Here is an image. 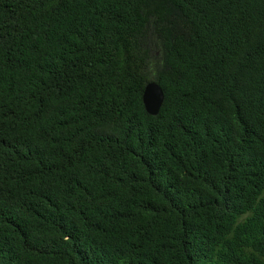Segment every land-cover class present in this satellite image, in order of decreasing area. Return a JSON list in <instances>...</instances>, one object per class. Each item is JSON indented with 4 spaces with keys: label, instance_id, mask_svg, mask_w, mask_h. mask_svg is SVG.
Segmentation results:
<instances>
[{
    "label": "trees",
    "instance_id": "trees-1",
    "mask_svg": "<svg viewBox=\"0 0 264 264\" xmlns=\"http://www.w3.org/2000/svg\"><path fill=\"white\" fill-rule=\"evenodd\" d=\"M263 193L264 0H0V264H264Z\"/></svg>",
    "mask_w": 264,
    "mask_h": 264
},
{
    "label": "water",
    "instance_id": "water-1",
    "mask_svg": "<svg viewBox=\"0 0 264 264\" xmlns=\"http://www.w3.org/2000/svg\"><path fill=\"white\" fill-rule=\"evenodd\" d=\"M163 98V91L156 81L152 80L145 84L142 92V102L148 114L156 115L159 112Z\"/></svg>",
    "mask_w": 264,
    "mask_h": 264
},
{
    "label": "rangeland",
    "instance_id": "rangeland-1",
    "mask_svg": "<svg viewBox=\"0 0 264 264\" xmlns=\"http://www.w3.org/2000/svg\"><path fill=\"white\" fill-rule=\"evenodd\" d=\"M263 195H264V193H263Z\"/></svg>",
    "mask_w": 264,
    "mask_h": 264
}]
</instances>
